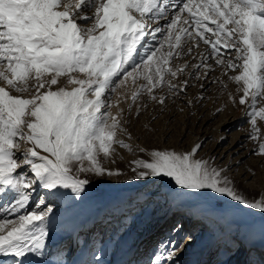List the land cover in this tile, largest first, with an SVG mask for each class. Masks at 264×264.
<instances>
[{"label": "snow or ice", "instance_id": "obj_1", "mask_svg": "<svg viewBox=\"0 0 264 264\" xmlns=\"http://www.w3.org/2000/svg\"><path fill=\"white\" fill-rule=\"evenodd\" d=\"M174 7L159 47L137 62L149 24L165 17L163 0H0V257L25 264L29 255H45L53 208L43 200L28 208L36 187L80 197L89 183L81 174L121 175L100 160L114 155V145L129 148L117 138L124 131L121 114L102 111L113 106L106 94L143 80L133 103L147 93L164 104L154 90L174 89L166 77L188 65L174 67L173 60L201 42L208 50L196 69L210 68L212 59L224 75L236 73L229 80L242 93L238 103L248 105L255 154L264 156L257 127V118L264 121V107H257L264 101V0H181ZM22 143L28 147L17 155ZM200 147L186 154L152 151L150 162L137 161L132 170L141 179L169 177L181 189L211 190L264 213V200L250 202L221 170L195 159ZM178 251H168L165 264Z\"/></svg>", "mask_w": 264, "mask_h": 264}, {"label": "rangeland", "instance_id": "obj_2", "mask_svg": "<svg viewBox=\"0 0 264 264\" xmlns=\"http://www.w3.org/2000/svg\"><path fill=\"white\" fill-rule=\"evenodd\" d=\"M163 4H167L166 1ZM172 6L166 5V10L170 12ZM165 18L149 24V34L138 47L137 62L163 41L167 30V24H163ZM157 28L160 31L153 38L152 33ZM207 50L201 42L191 55L185 52L181 58L173 60L174 67H188L175 78L166 77V81L170 79L175 86L172 91L166 84L154 90L157 98L165 97L164 104L153 101L147 93L133 103L131 94L143 80L137 81L135 86L129 80L126 87L106 94L107 102L113 106L102 111L114 116L121 114L119 119L124 131L119 132L117 138L122 135L121 141L131 150L114 145L113 156L100 157L103 167L120 172L119 176L81 174L80 178H87L89 183L78 200L85 209L79 217L86 220L87 216L94 215V223L82 222L83 228L75 235L76 240L70 234L52 245L49 238L45 255L38 257L44 263L116 264L121 261L123 264L131 252L129 260L133 261L128 263L127 260V264H154L157 257L161 258L160 264H165L168 251L175 247L179 251L171 264H237L239 255L236 253L244 246L243 242L249 250L247 263L256 264L255 257L257 263L263 262L264 213L211 190L181 189L169 177L141 179L132 170L137 161L150 162L152 151L186 154L199 144L195 159L207 161L210 167L221 170L236 192L250 202L264 200V156L255 154L258 141L250 139L248 105L238 103L242 93L229 80V76L236 73L229 71L224 75V68L212 59L207 61L210 68L196 69L195 65L201 62L200 53ZM132 67L130 63L128 70ZM257 107H264V101ZM257 127L260 141L264 142V121L257 118ZM26 147L28 145L22 143L17 155ZM61 191L62 195L52 196L47 190L36 187L28 208L35 210L37 202L43 200L53 208L55 216L62 210L64 199L75 195L70 190ZM182 203L184 205L179 206ZM220 212L231 214V225L227 229L219 230L220 223H216ZM189 213L188 224H182ZM4 214L5 209L0 208V215ZM203 228L207 236L199 238ZM189 237L196 242L195 247L185 246ZM192 247L193 250H189ZM234 256L235 261H231ZM2 262L13 264V259L5 257Z\"/></svg>", "mask_w": 264, "mask_h": 264}, {"label": "bare ground", "instance_id": "obj_3", "mask_svg": "<svg viewBox=\"0 0 264 264\" xmlns=\"http://www.w3.org/2000/svg\"><path fill=\"white\" fill-rule=\"evenodd\" d=\"M166 1L167 4H165V6L168 4H170L172 7H170V12L167 11L166 13V18L163 19V24H167L168 23V19L171 18L170 15H172L174 12H172L173 10L175 11V7L174 6H177L180 4V1L178 0H163V2ZM172 1V2H171ZM171 2V3H170ZM168 8V7H166ZM151 31V30H150ZM148 37V36H147ZM122 138V135H119L118 136V139L121 140ZM25 149H23L24 151ZM80 197H76L75 195L74 196H69V197H66L64 199V204L61 206L62 210H60L57 214H55V216H53L54 214H52V216H50V223L48 225L49 227V231H50V237L51 238V243L52 245L55 244L57 241H59L61 238L63 239L64 237L66 236H70V234H72L71 236H73V239L76 240L75 238V235L77 233L80 232V230L83 228V224L82 222H84L85 225H91L92 223H94V215H90V216H87L86 220L85 218H82V220L80 219V212L84 209V206H82L81 202L78 203V200H79ZM77 202V204L74 206V203ZM184 203L182 204H179V206H183ZM85 212V209L83 210V213ZM83 215V214H82ZM82 217V216H81ZM190 217V213L188 214V216L182 220V224H185L186 223L188 224V221L190 220L189 219ZM91 218V219H90ZM231 214L230 212H220L217 216V220H216V223H220L219 224V230L220 229H227L230 225H231ZM86 222V223H85ZM202 234L200 235L199 238H203V237H206L207 236V230L203 228L202 230ZM204 234V235H203ZM78 236V235H77ZM203 236V237H202ZM79 237V236H78ZM53 238H57L56 240H53ZM193 239L191 237H189L188 239H186V242L184 243L186 247H195L196 245V242L195 241H192ZM205 240V239H204ZM209 239H207V242ZM198 242V241H197ZM244 243V246L243 247H240V250L239 252L236 253V255H239L238 257V262L237 264H248L247 263V254H248V251H247V245H246V242H243ZM193 247L189 250H193ZM195 249V248H194ZM208 250V249H206ZM263 256V257H262ZM5 257H0V264H3V259ZM125 258H128V263L133 261V260H129L131 258V252L127 254V256ZM261 258H262V263H264V254H263V251H262V255H261ZM235 256L232 257L231 261H235ZM255 263L256 264H259L257 263L258 261V258L255 257ZM127 260L125 259V262H123V264H127ZM212 261V258L211 260ZM260 261V260H259ZM25 264H46L44 263V261L41 259V258H38V257H35V256H28V258L26 259L25 261ZM116 264H122L121 261H118Z\"/></svg>", "mask_w": 264, "mask_h": 264}]
</instances>
